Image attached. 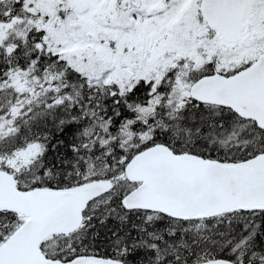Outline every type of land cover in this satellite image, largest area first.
<instances>
[{"label": "snow or ice", "instance_id": "6c2138e0", "mask_svg": "<svg viewBox=\"0 0 264 264\" xmlns=\"http://www.w3.org/2000/svg\"><path fill=\"white\" fill-rule=\"evenodd\" d=\"M0 264H264V0H0Z\"/></svg>", "mask_w": 264, "mask_h": 264}]
</instances>
